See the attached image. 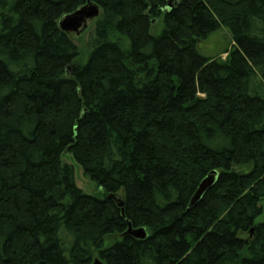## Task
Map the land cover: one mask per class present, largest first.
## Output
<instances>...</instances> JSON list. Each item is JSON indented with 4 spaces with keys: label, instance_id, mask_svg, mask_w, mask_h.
Masks as SVG:
<instances>
[{
    "label": "trees",
    "instance_id": "16d2710c",
    "mask_svg": "<svg viewBox=\"0 0 264 264\" xmlns=\"http://www.w3.org/2000/svg\"><path fill=\"white\" fill-rule=\"evenodd\" d=\"M86 1L0 0V264H264V0H89L80 62Z\"/></svg>",
    "mask_w": 264,
    "mask_h": 264
},
{
    "label": "rangeland",
    "instance_id": "374dc122",
    "mask_svg": "<svg viewBox=\"0 0 264 264\" xmlns=\"http://www.w3.org/2000/svg\"><path fill=\"white\" fill-rule=\"evenodd\" d=\"M94 21H96V19ZM94 21L88 23L86 31L79 37H75L74 34H71V38L79 51V57L77 60L80 62H85L87 58L88 44L92 37L95 25ZM161 27V21H155L152 25V31L158 33L161 30ZM232 45L229 30L221 27L214 33L210 34L204 41L198 43V51L203 57L226 61L228 53L232 49ZM62 159L65 163L73 167L75 185L78 189L91 196H102L97 186L83 175L81 168L68 154H64Z\"/></svg>",
    "mask_w": 264,
    "mask_h": 264
},
{
    "label": "water",
    "instance_id": "95a60500",
    "mask_svg": "<svg viewBox=\"0 0 264 264\" xmlns=\"http://www.w3.org/2000/svg\"><path fill=\"white\" fill-rule=\"evenodd\" d=\"M100 16V8L90 2L86 3L78 8L76 11L63 16L58 22V28L65 34H74L75 37H79L83 32L86 31L89 22H93ZM216 174L212 173L208 175L198 186L193 197L191 198L188 208H192L196 205L198 201L202 198L206 191H208L213 183L215 182ZM108 199H111L118 209L123 214V202L120 198L116 197L114 194H109ZM250 230V234H252ZM123 236H130L134 239L144 240L147 237V233L144 228L132 229L131 225L128 223V227ZM92 264H104L98 258H94Z\"/></svg>",
    "mask_w": 264,
    "mask_h": 264
}]
</instances>
